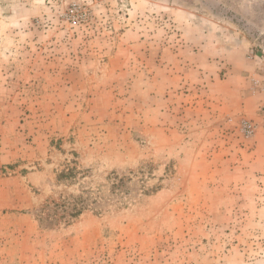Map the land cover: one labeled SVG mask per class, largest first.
Returning a JSON list of instances; mask_svg holds the SVG:
<instances>
[{
	"label": "rangeland",
	"instance_id": "374dc122",
	"mask_svg": "<svg viewBox=\"0 0 264 264\" xmlns=\"http://www.w3.org/2000/svg\"><path fill=\"white\" fill-rule=\"evenodd\" d=\"M263 78L264 0H0V264H264Z\"/></svg>",
	"mask_w": 264,
	"mask_h": 264
},
{
	"label": "trees",
	"instance_id": "16d2710c",
	"mask_svg": "<svg viewBox=\"0 0 264 264\" xmlns=\"http://www.w3.org/2000/svg\"><path fill=\"white\" fill-rule=\"evenodd\" d=\"M78 173L76 168H68L57 176V182L63 185H73ZM90 198L91 196L86 198L67 196L62 198L60 202L52 201L51 205L54 206L55 211H62L60 219L65 220V225H71L73 221L85 213L89 206ZM46 208L49 207L46 206Z\"/></svg>",
	"mask_w": 264,
	"mask_h": 264
},
{
	"label": "crops",
	"instance_id": "0c3cea01",
	"mask_svg": "<svg viewBox=\"0 0 264 264\" xmlns=\"http://www.w3.org/2000/svg\"><path fill=\"white\" fill-rule=\"evenodd\" d=\"M249 87V91L247 93L246 89L245 92H240L239 95H236L234 97V99H213V100H217L222 101L220 104L222 105L221 109L224 110L225 112H229V113H233L236 116L238 115H249V114H253L252 112V103H257L259 104L260 101L264 100V95L261 93H256L255 91L252 90V85H251V81L248 80H244V86L247 88ZM243 95H246V99L243 97ZM226 103H230L232 108L231 110L225 109V104ZM261 104V103H260ZM258 106V105H255ZM254 108V107H253ZM258 108V107H257Z\"/></svg>",
	"mask_w": 264,
	"mask_h": 264
},
{
	"label": "built area",
	"instance_id": "2783aa9c",
	"mask_svg": "<svg viewBox=\"0 0 264 264\" xmlns=\"http://www.w3.org/2000/svg\"><path fill=\"white\" fill-rule=\"evenodd\" d=\"M261 89L264 91V78H263V80L261 81ZM261 112H262V118H263V124H264V105L262 106V108H261ZM243 130L250 136V135H252L253 133H254V131H255V126L253 125V124H245L244 126H243Z\"/></svg>",
	"mask_w": 264,
	"mask_h": 264
}]
</instances>
